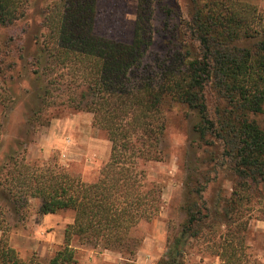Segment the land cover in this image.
<instances>
[{
    "label": "trees",
    "instance_id": "16d2710c",
    "mask_svg": "<svg viewBox=\"0 0 264 264\" xmlns=\"http://www.w3.org/2000/svg\"><path fill=\"white\" fill-rule=\"evenodd\" d=\"M37 1L0 0V27L19 22L29 8L37 11ZM162 2L139 0L132 43L124 44L95 33L98 0H57L42 12L44 32L29 63V79L9 74L14 66L0 61V105L7 121L20 103L33 127L55 117L43 120L44 112H91L111 143L108 163L87 183L57 162L29 163L19 152L21 141L2 155L6 145L0 138L1 204L18 216L30 199H39L42 215L66 210L75 215L65 245L48 261L21 258L7 230L0 229V264H80L71 247L74 238L135 257L141 240L134 232L161 209V191L147 181L143 167L160 159L168 100L195 114L193 134L212 173L228 172L235 184L232 197L213 208L203 197L212 178L209 170L201 174L189 189L183 206L187 219L166 264H181L187 240L203 229L240 223L239 213L252 202L249 193L264 198V130L249 117L264 113V18L242 0H187L185 9L180 0L172 6ZM154 5L164 17L166 38L152 65L146 60L157 33ZM22 80L29 87L23 101L20 96L15 101L11 84ZM210 97L217 102L214 112ZM218 246L221 264H244L241 245L224 240Z\"/></svg>",
    "mask_w": 264,
    "mask_h": 264
},
{
    "label": "rangeland",
    "instance_id": "374dc122",
    "mask_svg": "<svg viewBox=\"0 0 264 264\" xmlns=\"http://www.w3.org/2000/svg\"><path fill=\"white\" fill-rule=\"evenodd\" d=\"M55 1L57 0H38L35 5L37 11L33 7L29 8L27 15L19 22L0 27V61H4L6 66H14L9 69V74L21 73L22 77L30 75L29 63L39 46V37L44 32L42 12ZM186 1L180 0L183 9ZM242 1L256 6L264 18V0ZM138 2L139 0H98L95 33L107 40L132 43ZM174 2L175 0H163L162 4L172 6ZM154 9V28L157 33L155 45L148 51L146 60L152 65L161 55L166 38L162 31L164 17L158 12L157 5H154ZM28 85L29 81L25 80L11 84L12 98L18 101L20 96L21 99ZM4 88L5 86L3 90ZM9 94L8 98H11ZM216 104L213 98L209 100L210 110L213 112ZM18 105L9 121L3 106L0 105V138L6 145L2 155L7 154L10 148H16L15 141H21L23 145L19 152L24 151L23 154L29 163L57 162L87 183H93L99 178L102 168L109 161L111 143L106 133L95 125L91 112L69 108L58 112L54 110L52 113L44 112L41 116L43 120L47 116L55 117L46 125L33 127L26 122L23 103ZM164 105L168 125L160 159L150 161L143 167L147 171V181L161 191L159 215L137 227L134 237L141 240V245L133 258L130 255L105 250L95 244L83 245L74 238L71 247L75 250L80 264L168 263L170 246L182 231L187 219L183 206L188 198L189 189L196 185V180L202 179L201 174L207 170L212 182L203 197L209 206L220 208L232 197L235 177L224 171L212 173L210 161L205 160L207 156L205 148L193 134L195 114L186 105L171 100L166 101ZM249 117L264 130V113L251 114ZM261 188L264 191V183ZM249 194L253 195L252 202L239 213L240 223L230 224L226 228L216 222L212 228L203 229L198 236L187 240L181 250L179 262L221 264V249L218 245L227 240L229 243L232 241L242 246L239 255H242L244 264H264V198L258 197L256 192ZM40 209L41 201L30 199L23 215L17 216L11 208L2 205L0 201V229L7 230L10 245L23 259L35 256L42 261H48L65 245L66 229L74 222L75 215L71 210L42 215ZM238 226L240 232L236 229Z\"/></svg>",
    "mask_w": 264,
    "mask_h": 264
}]
</instances>
